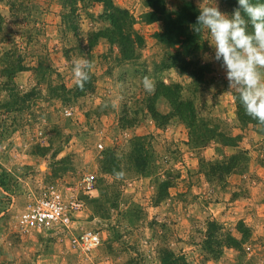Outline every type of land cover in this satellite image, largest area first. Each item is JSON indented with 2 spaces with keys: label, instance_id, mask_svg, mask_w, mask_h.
<instances>
[{
  "label": "rangeland",
  "instance_id": "374dc122",
  "mask_svg": "<svg viewBox=\"0 0 264 264\" xmlns=\"http://www.w3.org/2000/svg\"><path fill=\"white\" fill-rule=\"evenodd\" d=\"M66 2L0 0V264H164L169 255L170 264H264V130L239 122L210 34L196 49L181 46L164 37L155 6L177 13L185 3L198 8L197 0H113L132 22L120 34L143 41L130 60L100 37L114 30L104 4L80 1L71 14ZM175 57L197 59L185 71ZM77 58L94 65L83 90L72 75ZM20 61L25 70L10 74ZM198 61L210 72L199 74ZM160 84L193 104L190 127L157 95ZM86 173L97 176V190L71 233L20 232L19 215L41 192ZM209 221L220 224L210 243ZM242 222L250 237L239 232ZM84 230L102 238L89 256L70 247ZM228 235L238 247L225 246Z\"/></svg>",
  "mask_w": 264,
  "mask_h": 264
},
{
  "label": "clouds",
  "instance_id": "9594fccd",
  "mask_svg": "<svg viewBox=\"0 0 264 264\" xmlns=\"http://www.w3.org/2000/svg\"><path fill=\"white\" fill-rule=\"evenodd\" d=\"M197 3L200 14L196 25L192 26L193 31L210 34L213 58L222 61L230 91L239 94L245 113L264 130V3L238 0V7L231 15L222 13L216 4L209 6L204 0H197ZM72 64L73 79L83 90L85 82L90 79L93 62L77 58ZM142 83L145 91H154L155 85L150 77L145 76ZM114 172L117 179L125 175L123 171Z\"/></svg>",
  "mask_w": 264,
  "mask_h": 264
},
{
  "label": "trees",
  "instance_id": "16d2710c",
  "mask_svg": "<svg viewBox=\"0 0 264 264\" xmlns=\"http://www.w3.org/2000/svg\"><path fill=\"white\" fill-rule=\"evenodd\" d=\"M98 2L102 3L105 6V13L104 17L111 22V26H114V30L106 29L103 32H100V37H105L106 39H109L111 41H115L120 47L121 51L123 52V55H125V59L130 60L135 57V51L137 49H140L143 45V41L139 36H137V41L132 38V35L130 33H124L120 34L119 26H132V22L130 21V15L128 11L122 10L121 8L117 7L113 0H67L65 4V8L67 6H70L72 11L71 14H75L76 6L78 2ZM223 3L231 8L236 9L238 7V0H222ZM253 3H264V0H252ZM162 5L156 4L155 6L158 9L159 18L163 23L164 26V37H167L169 39H180L179 42L181 46L188 45L189 47H192L193 49L198 48V44L202 42V34H197L193 31L192 26L196 25L197 17L200 14L199 9L193 4V3H185L177 13H169L166 11L165 7L163 6V2H160ZM155 7V8H156ZM129 19V20H128ZM251 26H249V32H251ZM118 33V34H116ZM136 42L137 45H136ZM192 59H175V66L181 67L183 70L189 69L194 64V60L197 58ZM15 62L14 64H10L9 72L10 74H15L18 72H22L25 70V66L22 65L21 61ZM197 65V72L199 74H203V72H210L211 67L209 64H201L199 61L196 63ZM199 67V68H198ZM210 69V70H209ZM197 73V74H198ZM157 95L164 97L174 108V111L179 115L181 120L190 127L192 122L195 120V114H194V106L191 102H182L179 99L180 92L176 86H167L165 84H160L157 86ZM236 97V104H237V116L239 119V122L243 126H248L249 124L257 125L258 122L256 120H253L250 116H248L245 113L244 107L241 104L239 100V94L237 93L235 95ZM150 112L153 113V117L155 120H159V115L155 111L154 106L151 105ZM235 138H228L225 140V144L229 146L232 145V140ZM236 157H232L230 159V164L228 166L224 167L226 173H231L236 168ZM244 223L242 222L239 226V232H241L244 235L246 234V231H249V237H250V229L245 227L243 228ZM220 224L217 221H209L208 223V236L210 238L209 241H215V234L219 232ZM246 230V231H245ZM246 237V236H245ZM238 240L235 237H232L230 235L227 236L225 246L228 248L231 247H238ZM240 244V242H239ZM220 253V252H219ZM173 262L172 256L169 255L167 259H163L164 264H170Z\"/></svg>",
  "mask_w": 264,
  "mask_h": 264
},
{
  "label": "built area",
  "instance_id": "2783aa9c",
  "mask_svg": "<svg viewBox=\"0 0 264 264\" xmlns=\"http://www.w3.org/2000/svg\"><path fill=\"white\" fill-rule=\"evenodd\" d=\"M97 185V176L94 173H86L77 183L66 185L64 189L53 187L44 190L37 200L19 215L20 232L71 233L74 224L86 211L85 198L97 190ZM101 244L102 238L94 230H84L70 239L71 249L84 256L92 254Z\"/></svg>",
  "mask_w": 264,
  "mask_h": 264
}]
</instances>
